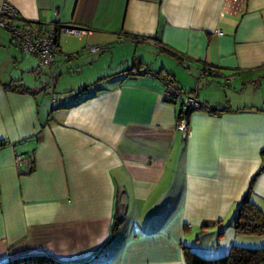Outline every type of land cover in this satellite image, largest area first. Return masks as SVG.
<instances>
[{
    "label": "crops",
    "instance_id": "0c3cea01",
    "mask_svg": "<svg viewBox=\"0 0 264 264\" xmlns=\"http://www.w3.org/2000/svg\"><path fill=\"white\" fill-rule=\"evenodd\" d=\"M3 2L58 26L51 93L76 87L71 71L84 88L49 99L48 70L0 28V264H186L184 247L208 259L264 247V235L232 223L251 182L264 212V0ZM64 25L82 32L62 34ZM134 57L151 73L124 72ZM203 68L217 74L198 78ZM156 71L230 110L193 111L183 134L181 99L165 97ZM12 81L32 92L6 90ZM19 154L33 156L27 174Z\"/></svg>",
    "mask_w": 264,
    "mask_h": 264
},
{
    "label": "trees",
    "instance_id": "16d2710c",
    "mask_svg": "<svg viewBox=\"0 0 264 264\" xmlns=\"http://www.w3.org/2000/svg\"><path fill=\"white\" fill-rule=\"evenodd\" d=\"M19 19L25 20L20 17ZM25 21L31 22V20H25ZM57 27H58L57 25L54 26L56 43H57V32H58ZM147 39L148 38L145 37V38H142L141 40H147ZM164 50L179 57L176 54V52L171 51L170 49L166 47L164 48ZM210 69L211 68L200 69L197 73L198 78L205 77L201 75V71L210 70ZM132 71H135V72H132ZM124 72H128L130 75H137V74L144 73V72L151 73V69H149L147 65L143 63L142 61H140L138 58L134 57L133 62H132V67L130 69L124 70ZM153 74L156 75L161 80H168L171 83H174L175 86L178 87L179 89H182L180 86H178L174 82L173 78L170 77L169 73L168 75L166 73H162V71H156ZM216 74L217 72L215 71V75ZM46 75H47L48 83L41 87L42 90H46L53 86L51 85V82L48 78V72H46ZM215 75L212 74L208 76H215ZM52 84H53V81H52ZM4 88L8 91L17 92V93H31L32 92L24 84L17 82V81H12L8 84H5ZM80 93L82 94L83 92L81 91ZM165 97L170 100L174 99V97H168L166 95ZM200 104H202V106L199 110L208 111L209 113L219 114L223 111L230 110L229 107H226L223 109H212L210 106H208L206 103L202 101H200ZM182 107L183 106H182V100H181V104H180L179 110L176 115V122L182 116L189 117V115L193 111H197V110L189 111V109L184 110ZM187 122H188V118H187ZM2 144L3 142H0V145ZM251 194H252V182L250 183L245 195L239 201L238 205L236 206L234 210V215H233L234 218L232 222L233 228L235 232L238 234L262 236L264 235V212L254 202H252V200L250 199ZM183 252H184V259H185L186 264H264V247L250 248V247H239V246L233 245L226 255L216 258V259H208V258L199 256L198 254L190 251L189 248L187 247L183 248ZM1 264H58V263L54 259L46 257V256H28V257L13 259V260L1 263Z\"/></svg>",
    "mask_w": 264,
    "mask_h": 264
},
{
    "label": "built area",
    "instance_id": "2783aa9c",
    "mask_svg": "<svg viewBox=\"0 0 264 264\" xmlns=\"http://www.w3.org/2000/svg\"><path fill=\"white\" fill-rule=\"evenodd\" d=\"M0 28L8 30L13 40L17 43L19 49L22 52L33 54L37 57L39 67H45L48 70V78L52 84L51 67L55 62L56 56L60 53L56 47L55 32L53 28H46L43 24L36 21H25L19 19L17 10L9 3L3 2L0 4ZM61 31L68 34L79 35L82 29L78 27L61 26ZM218 34H221L218 31ZM87 49L90 52H97L101 50L100 46H89ZM61 54V53H60ZM66 59H70L77 56V53L63 54ZM215 75V70L201 71L202 76ZM164 81V95L168 97L179 98L182 100V108L184 110L189 109L199 110L202 106L200 101L192 94H189L182 89L175 86L168 80ZM185 116H182L177 122L176 126L179 131L186 134L188 130V122ZM15 166L20 173L27 174L33 168V156H15Z\"/></svg>",
    "mask_w": 264,
    "mask_h": 264
},
{
    "label": "rangeland",
    "instance_id": "374dc122",
    "mask_svg": "<svg viewBox=\"0 0 264 264\" xmlns=\"http://www.w3.org/2000/svg\"><path fill=\"white\" fill-rule=\"evenodd\" d=\"M62 34L64 33L63 31L61 32ZM66 34H68V33H66ZM71 35H75V34H71ZM0 51H2V49L0 50ZM108 54V51L106 50H103L101 53L99 52V56H104L105 58H103V59H106V55ZM170 61H172V60H170ZM105 61L103 60V61H101L100 62V64H102V63H104ZM11 66V65H10ZM18 69H15L16 70V72L18 71V72H20V70H21V67H17ZM44 68V67H43ZM45 69V68H44ZM47 69V68H46ZM47 71V70H46ZM87 71V70H86ZM68 74L69 75H67V76H65L66 77V79H69V81H71V84H76V83H78L79 84V82H81L80 80H79V78H78V75H80V74H77V73H73L72 71L71 72H68ZM81 74H83V72H81ZM87 74V72L84 74V75H86ZM48 83V80H47V78L45 77V76H42V84L43 85H46ZM76 85V87H69L68 89H66L67 91H62V90H58V89H56L55 88V94L53 95L52 93H51V88H48L49 90H48V93H47V97H49V99H51V97L54 99V98H56L57 97V95H59V94H61V95H64V94H69V93H76V94H78V92H79V89H81V88H84L83 86L82 87H79V85ZM57 88H59V86L57 87ZM40 96H44V94L42 93Z\"/></svg>",
    "mask_w": 264,
    "mask_h": 264
}]
</instances>
